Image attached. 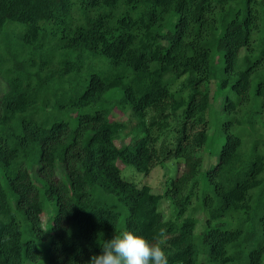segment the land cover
Returning a JSON list of instances; mask_svg holds the SVG:
<instances>
[{"label":"trees","instance_id":"obj_1","mask_svg":"<svg viewBox=\"0 0 264 264\" xmlns=\"http://www.w3.org/2000/svg\"><path fill=\"white\" fill-rule=\"evenodd\" d=\"M0 79V264H88L125 230L264 264V0H0ZM171 159L163 193L120 167Z\"/></svg>","mask_w":264,"mask_h":264},{"label":"clouds","instance_id":"obj_2","mask_svg":"<svg viewBox=\"0 0 264 264\" xmlns=\"http://www.w3.org/2000/svg\"><path fill=\"white\" fill-rule=\"evenodd\" d=\"M157 240L134 230L122 231L104 240L103 251L88 264H169L168 254Z\"/></svg>","mask_w":264,"mask_h":264},{"label":"rangeland","instance_id":"obj_3","mask_svg":"<svg viewBox=\"0 0 264 264\" xmlns=\"http://www.w3.org/2000/svg\"><path fill=\"white\" fill-rule=\"evenodd\" d=\"M5 90V83L0 79V95ZM151 114H154L152 112ZM118 118L123 120H128V116L126 114H120ZM177 120L174 117L169 118V124L174 125ZM131 136H126L125 138L117 140V144H123L129 142ZM120 167L122 168V175L126 179L130 181L139 182L140 184L147 182L152 185L154 191L163 193L167 189L168 181L172 176L176 175V172H181L183 169V163H179L177 159H171L165 165L155 164L149 175H145L144 173L139 172L135 166L131 164H124L120 162ZM177 167L179 168L177 171ZM160 211L164 214L166 218H171L174 216L176 212V207L171 202L170 198L165 196L162 198ZM54 213L48 211L44 214L43 222L45 227H49L52 222V217ZM198 216L200 218L197 231L199 232L202 227V220L205 217L204 212L201 210L198 212Z\"/></svg>","mask_w":264,"mask_h":264}]
</instances>
